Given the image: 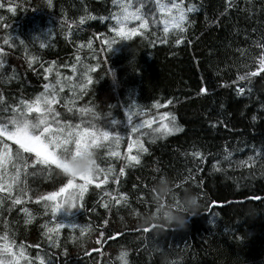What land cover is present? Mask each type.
I'll list each match as a JSON object with an SVG mask.
<instances>
[{
    "label": "trees",
    "instance_id": "trees-1",
    "mask_svg": "<svg viewBox=\"0 0 264 264\" xmlns=\"http://www.w3.org/2000/svg\"><path fill=\"white\" fill-rule=\"evenodd\" d=\"M0 3L5 5L0 8L5 18L0 21L5 61L0 94L2 106L9 109L0 115H10L11 107L21 100L34 99L59 73L64 87L61 91L56 86L58 103L53 105L59 118L73 124L91 120L98 128L122 136L117 149L122 158L107 155L108 142L95 149L98 165L107 169L111 164L114 169L108 183L100 188L89 185L83 201L69 215L58 214L65 223L89 225L88 232L81 236L79 228L65 227L58 238L46 233L45 225L53 226L52 214L44 202L35 201V195L58 191L67 182V176L52 165L51 171L27 178L31 199L13 204L14 186L13 199L0 203V235L7 233L16 249L23 246L33 264H39L37 253L50 258L51 264H122V250L128 253V264H162V255L167 264H264V71L251 78V93L246 89L237 95V85L232 84L238 73L258 66L254 58L262 51L257 43H264V0H184L185 8L192 4L196 10L186 13L183 32L170 27L167 34L159 23L164 14L155 8V0H147L142 11L155 13L157 23H151L150 16L149 27L140 29L139 21H128L127 27L137 28V34L127 40L112 31L117 25L111 18L127 0L115 4L52 0L51 7L47 0ZM9 5L15 6L14 12L7 10ZM81 17H85L82 24ZM8 36L14 47L3 43ZM113 38L116 43L110 50L105 41ZM49 67L52 71L45 80L44 69ZM81 82L87 84L85 89L79 87ZM201 87L207 92L200 93ZM165 111L175 115L183 130L154 142L144 136L148 151L139 153V164L128 162L127 155L138 154L128 150V136L136 135L128 117L138 124ZM7 143L17 150L14 142ZM197 150L203 159L191 155ZM229 152V160H224ZM249 156L251 163H233ZM214 164L221 170H215ZM121 166H125L123 175H119ZM161 175L174 181L178 196L185 188L199 193L201 206L187 218L184 230L156 232L148 227L143 231L139 216L153 210L150 189ZM105 191L117 198L124 194L126 202L115 204ZM7 196L0 192V197ZM157 245L162 252L154 251Z\"/></svg>",
    "mask_w": 264,
    "mask_h": 264
},
{
    "label": "snow or ice",
    "instance_id": "snow-or-ice-1",
    "mask_svg": "<svg viewBox=\"0 0 264 264\" xmlns=\"http://www.w3.org/2000/svg\"><path fill=\"white\" fill-rule=\"evenodd\" d=\"M116 2L117 0H113L114 4ZM146 2L147 0H127V3H122L120 5L121 11L113 14L111 17L116 21L117 26L112 28L116 36L127 40L131 35L137 34V28L127 27V22L130 20L139 21L140 29H147L149 27L150 21L148 17L150 16L152 17L151 23H157L155 13L151 10L147 12L142 11ZM47 3L48 7L52 6V0H47ZM137 4H139V6H136ZM183 5L184 0H169L168 3H164L162 0H155V8L160 13L164 14V18L159 21V23L164 25V33L167 34L170 27L179 29L183 32V26L188 20L186 13L196 10L195 5L189 4L187 8ZM231 6V4H226V8ZM4 7L5 5L0 3V8ZM7 10L9 12H14L15 6L9 5ZM4 19V16L0 15V21ZM101 19L104 18L101 17ZM84 20L85 17H81L80 23H84ZM5 26L7 27V25ZM35 38L38 39L39 37ZM11 39L12 37L8 36L3 40V43L9 47H14L15 45L10 43ZM16 39L20 38L16 37ZM20 43L23 44L24 41L20 39ZM105 43L108 49L113 50V45L116 43V40L113 38L111 40H106ZM176 43L179 44L180 40L177 39ZM91 44L92 40H89L88 46L91 47ZM43 46V43H41V47ZM257 47L262 49L260 55L254 58L258 66L255 70L238 73L236 80L232 81V84L237 85L235 89L237 95L244 94L246 89L248 93H251L252 89L248 87L252 82L251 78L264 71V43L258 42ZM240 51L241 55H244L243 50ZM2 54L3 49L0 48V69H3L5 66ZM77 59H79V57H77ZM51 71L52 69L50 67L44 69L45 80H48L47 73ZM73 71L75 72V65H73ZM237 81H247V84L239 85ZM88 82H91L90 78H88ZM57 85L61 86L60 90L62 91L64 85L61 84L59 73H57L55 82L45 83L43 85L44 91L37 94L34 99L21 100L19 104L11 107L10 115H0V192L8 193L7 197H0V203H2L4 199H13L12 191L14 186L17 188V195L13 199V204H20L22 198L31 199L28 193L33 190L29 188L27 178L29 176H40L51 171L52 165L61 172L59 158L62 151H72L75 153L81 148L96 149L98 147H104V142H108L109 151L107 155L122 158L120 152L117 150L120 140L122 139L119 133L98 128L91 120L73 124L69 120H62L59 118L60 113L53 108V105L58 103L59 93L56 88ZM79 87L85 89L87 84L81 82ZM199 92L206 93L207 88L201 87ZM168 103H171V101ZM3 104L4 96L0 94V113H6L9 110L8 107L2 106ZM154 107L159 108L161 105L156 104ZM262 107H264V105H262ZM68 111L71 112L72 109L68 108ZM79 111L85 112L89 110L80 109ZM33 113H35V115H33ZM141 115H143V113H141ZM158 116V124L155 117H150L138 124H133L131 116L128 117V126L131 128V133H138L135 139H133L131 135L128 136V150L131 151L133 147L138 149L137 155L126 156L128 162L139 164V153L148 151L141 142V136H148L150 142H154L157 137L162 139L183 130L182 127L177 124L176 117L171 112L165 111L159 113ZM252 119L255 120L256 116L254 115ZM111 123L115 125L117 121L113 119ZM154 124H157V126L153 127ZM142 129H148V131L142 132ZM7 141H12L18 146L15 152ZM113 146H115V148ZM256 152L257 156H259V150H256ZM23 153L32 155L25 156ZM191 155L203 159L202 153L199 150L192 152ZM230 156L231 153L229 152L224 157V160H229ZM251 162H253V157L249 156L246 161L233 163H237L238 166H243ZM30 168L32 169L31 171H29ZM213 168L217 171L221 170L217 168L215 164ZM124 171L125 166H121L119 175H123ZM113 174L114 169L111 164H109L107 169L101 168L98 165V171L95 175H90L88 177L78 176L75 178H69L67 176V182L61 186L58 191L36 194L35 201L37 203L44 202V208L46 210L50 209L52 214L53 226L48 227L45 225L46 233H53L58 238L59 230L65 227L74 230L79 228L81 236H83L85 232H88L90 230L89 225H81L75 222L65 223L58 218V214L63 211L66 215H69L71 210L76 208L77 203L83 201L84 193L88 191L89 185L95 184L96 188H100L102 184L108 183ZM77 180L82 181V183L76 182ZM117 180L118 176L116 179H113V183H116ZM104 194L106 196H112V200H114L117 205L121 204L122 201L126 202V196L124 194H119V198L107 191H105ZM110 203L111 201H108L103 206L108 208ZM22 211L27 210L22 209ZM103 223L106 225L108 221L104 220ZM148 230V227L143 229L144 232ZM101 234L103 235V233ZM49 241L52 246H56V241L52 236H49ZM14 245L15 241L10 239L7 233L0 235V264H21V261H24L25 264H33V261L25 254L23 246L16 249ZM127 255L128 253L125 251L119 253V259L122 264H128L126 259ZM35 260H38L39 264H51L50 258L46 259V255L42 256L40 253H37Z\"/></svg>",
    "mask_w": 264,
    "mask_h": 264
},
{
    "label": "clouds",
    "instance_id": "clouds-1",
    "mask_svg": "<svg viewBox=\"0 0 264 264\" xmlns=\"http://www.w3.org/2000/svg\"><path fill=\"white\" fill-rule=\"evenodd\" d=\"M59 163L61 173L69 178L88 177L98 171L97 153L92 148H81L75 153L62 151ZM150 192L153 210L141 214L139 221L144 227H151L156 232L163 229H186L187 218L196 215L197 209L201 206L199 193L185 188L183 194L178 196L174 181L167 175H161L156 179ZM154 251L162 252L161 246L157 245ZM162 264H167L163 255Z\"/></svg>",
    "mask_w": 264,
    "mask_h": 264
},
{
    "label": "rangeland",
    "instance_id": "rangeland-1",
    "mask_svg": "<svg viewBox=\"0 0 264 264\" xmlns=\"http://www.w3.org/2000/svg\"><path fill=\"white\" fill-rule=\"evenodd\" d=\"M157 117H159V116H156L155 118L158 119ZM155 125H156V124H154L153 127H154ZM143 130H144V129H142L141 131H143ZM146 130H148V129H146ZM137 135H138V133H136V135H135L134 137L136 138ZM143 137H144V136H141V137H140L142 143H143V141H142V138H143ZM135 138H133V139H135ZM104 143H105V142H104ZM133 149L136 150V153L138 152V149H137V148L133 147ZM135 150H134V151H135ZM142 153H143V152H142ZM133 154H134V153H133ZM133 154H132V155H133ZM76 182H77V181H76ZM21 264H25V263H24L23 261H21Z\"/></svg>",
    "mask_w": 264,
    "mask_h": 264
}]
</instances>
